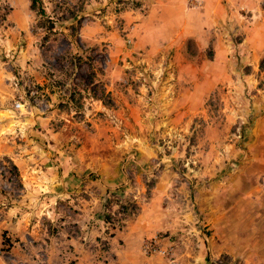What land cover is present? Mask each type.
I'll list each match as a JSON object with an SVG mask.
<instances>
[{"label": "rangeland", "instance_id": "obj_1", "mask_svg": "<svg viewBox=\"0 0 264 264\" xmlns=\"http://www.w3.org/2000/svg\"><path fill=\"white\" fill-rule=\"evenodd\" d=\"M13 1L0 217L71 232L87 250L73 242L66 264H264V48L244 39L246 12L216 0L212 27L178 39L158 10L183 0ZM45 167L75 190L50 196L32 177Z\"/></svg>", "mask_w": 264, "mask_h": 264}, {"label": "crops", "instance_id": "obj_2", "mask_svg": "<svg viewBox=\"0 0 264 264\" xmlns=\"http://www.w3.org/2000/svg\"><path fill=\"white\" fill-rule=\"evenodd\" d=\"M8 1L14 2L13 0ZM185 1L186 0H183V3ZM221 1L222 0H219V3H222ZM230 1L235 7L233 9L239 7L246 12L247 18L244 20L246 22V25H244L246 37L244 39H254V49L259 52L264 48V0ZM183 3L178 5L165 2L161 3V6L159 5L160 9L158 10V18L160 27L164 31L163 28L165 24L167 25V31L174 29L175 38H200V34H204L207 29L209 30V28L212 27V24H214L213 21L219 18L218 14L215 12V8H217L216 0H199L198 5L193 7L188 3ZM227 5L228 4L221 6L219 4L218 8L221 6L223 11L227 14V10L225 9V6ZM12 11L15 12L16 9H13ZM14 12H11L10 16H15L13 15ZM153 12L154 11L151 10L152 15L149 18L151 22L150 28H156L154 19L157 17V14L153 15ZM198 12L204 14V20L206 21L205 26L207 27H200L199 24H195V20L192 17ZM200 29L202 31H200ZM169 35L170 32L168 33L167 38H171ZM163 36L166 37L165 33ZM161 39H163V37ZM16 119L17 118L0 117V125L5 128L9 123L15 122ZM261 130H264V123L262 124ZM0 148H3V145H0ZM2 152L7 153V150ZM54 173V170L45 167L40 169L37 174H33L32 177L33 180H35V178L40 180L39 183L36 182V185L41 189L46 188L49 191L50 196L53 195L54 192L66 197V195L75 190V188L71 187L72 181L69 180L70 178L66 179L63 177L61 180L55 181L52 178ZM24 182L29 183L27 180ZM47 212L49 213V218L52 222L55 216H57V212L53 209L51 215L49 207H47ZM22 215L23 214H21L20 218L15 217V219L12 218L11 215H3L2 218L0 217V264H37L38 262H43V264H66L67 258L62 257L66 255L67 249L72 250L73 242L76 246V250H87L83 247L81 241H75L71 232L69 233L60 230L52 232L50 235V233L48 234L44 230L26 226L24 223L25 216L22 217ZM99 220L102 219L97 218L94 222L95 225L93 224V227L97 228V230L102 227V225L98 223ZM99 222L104 223V221ZM97 230L95 229V234L97 233ZM116 236H120L119 233H117ZM61 253L62 257L59 256ZM61 259H63L64 262ZM120 264H130V261L121 260Z\"/></svg>", "mask_w": 264, "mask_h": 264}, {"label": "trees", "instance_id": "obj_3", "mask_svg": "<svg viewBox=\"0 0 264 264\" xmlns=\"http://www.w3.org/2000/svg\"><path fill=\"white\" fill-rule=\"evenodd\" d=\"M34 3H35V0H32V1H31V7L34 6Z\"/></svg>", "mask_w": 264, "mask_h": 264}, {"label": "built area", "instance_id": "obj_4", "mask_svg": "<svg viewBox=\"0 0 264 264\" xmlns=\"http://www.w3.org/2000/svg\"><path fill=\"white\" fill-rule=\"evenodd\" d=\"M162 252H163V250H162Z\"/></svg>", "mask_w": 264, "mask_h": 264}]
</instances>
